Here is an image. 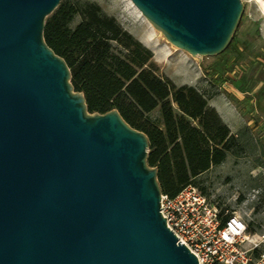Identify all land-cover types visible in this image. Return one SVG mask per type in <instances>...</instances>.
I'll use <instances>...</instances> for the list:
<instances>
[{
  "label": "water",
  "instance_id": "1",
  "mask_svg": "<svg viewBox=\"0 0 264 264\" xmlns=\"http://www.w3.org/2000/svg\"><path fill=\"white\" fill-rule=\"evenodd\" d=\"M192 56L229 44L241 0H131ZM60 0H0V264H198L160 212L147 135L90 112L43 36Z\"/></svg>",
  "mask_w": 264,
  "mask_h": 264
},
{
  "label": "trees",
  "instance_id": "2",
  "mask_svg": "<svg viewBox=\"0 0 264 264\" xmlns=\"http://www.w3.org/2000/svg\"><path fill=\"white\" fill-rule=\"evenodd\" d=\"M82 15L83 20L71 28L72 7L59 2L45 18L44 40L68 64L71 83L83 92L88 111L104 113L115 108L130 126L147 135V163L157 168L160 190L176 195L210 165L222 162L236 137L202 93L138 70L142 59L127 61L114 55L111 41L118 35L135 58L145 59L148 50L121 32L112 18L100 14L95 4L83 3ZM169 96L181 114L173 113ZM159 103L162 128L147 115Z\"/></svg>",
  "mask_w": 264,
  "mask_h": 264
},
{
  "label": "rangeland",
  "instance_id": "3",
  "mask_svg": "<svg viewBox=\"0 0 264 264\" xmlns=\"http://www.w3.org/2000/svg\"><path fill=\"white\" fill-rule=\"evenodd\" d=\"M60 2L72 7L71 28L83 20L82 4L85 2L95 4L100 14L112 18L121 32L130 34L133 40L148 50L145 59L135 58L130 48L123 45L125 40L122 35L111 41V52L114 55L127 61L144 60L138 70H148L175 87H192L202 93L207 102L212 95L220 93L234 104V122L227 117L230 113H218L215 110L219 116L226 114L220 118L236 133V144L227 151L222 162L210 165L207 170L192 178L191 185L215 204L222 214L235 212L245 220L249 232L263 233L264 0H241L242 13L227 47L218 54L200 56H192L184 49L173 50L175 45L144 16L157 31L154 45L145 44L143 36L148 26L127 0ZM168 51L170 55H166ZM169 100L173 113L181 114L171 96ZM147 115L163 127L160 103Z\"/></svg>",
  "mask_w": 264,
  "mask_h": 264
},
{
  "label": "built area",
  "instance_id": "4",
  "mask_svg": "<svg viewBox=\"0 0 264 264\" xmlns=\"http://www.w3.org/2000/svg\"><path fill=\"white\" fill-rule=\"evenodd\" d=\"M160 212L198 264H264V232H249L239 214H222L195 186L172 197L161 192Z\"/></svg>",
  "mask_w": 264,
  "mask_h": 264
},
{
  "label": "crops",
  "instance_id": "5",
  "mask_svg": "<svg viewBox=\"0 0 264 264\" xmlns=\"http://www.w3.org/2000/svg\"><path fill=\"white\" fill-rule=\"evenodd\" d=\"M210 100H212V102ZM207 104L209 106H212L215 109H217L218 113H221V111L225 112L226 114L230 113L229 114L230 116L227 115L228 119L232 120L233 122L235 121L236 115H235V110H234L235 109L234 104L226 96H224L223 94L217 93L215 95H212L208 99ZM232 113H234V114H232ZM223 114L224 113H222L220 115L222 116ZM226 114H224V115H226ZM224 123L227 124V122H224ZM227 126L229 127L230 132L234 136H236V133L231 129V127L228 124H227Z\"/></svg>",
  "mask_w": 264,
  "mask_h": 264
},
{
  "label": "bare ground",
  "instance_id": "6",
  "mask_svg": "<svg viewBox=\"0 0 264 264\" xmlns=\"http://www.w3.org/2000/svg\"><path fill=\"white\" fill-rule=\"evenodd\" d=\"M128 4L134 9V11L138 14V16L143 20V22L148 26V31L146 35L143 36V42L147 45H154L156 41V33L157 31L153 28L151 23L144 17V15L141 13V11L132 3L131 0H127ZM173 50L180 51L182 49L173 47ZM171 52L168 51L166 55H170Z\"/></svg>",
  "mask_w": 264,
  "mask_h": 264
}]
</instances>
